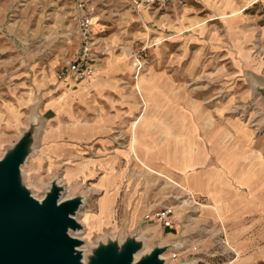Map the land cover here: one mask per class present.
I'll list each match as a JSON object with an SVG mask.
<instances>
[{"label": "rangeland", "instance_id": "1", "mask_svg": "<svg viewBox=\"0 0 264 264\" xmlns=\"http://www.w3.org/2000/svg\"><path fill=\"white\" fill-rule=\"evenodd\" d=\"M238 1L242 5L252 2ZM81 2L94 7L93 33L108 46L107 57L120 58L123 65L116 67L111 75L105 74V86L89 91L88 100L75 102L68 109L75 113V118L83 120L121 114L124 120L127 119V125L120 128L117 125L112 130V147L116 150L129 148L132 153L133 131L129 135V128L136 116L125 109L135 106V100L137 106H146V102L147 106H152L157 102L156 96L143 87V83L138 84V77L143 79L141 74L152 67L153 50L161 41L154 38L156 32L147 28L143 21L141 27L146 29L145 32H141L140 26L136 30L132 27L137 20L134 14H138L132 0H0V159L24 133L35 132V149L22 166V181L39 199L45 196L53 179L64 184V199L84 196L77 220L85 229L82 227L73 233L86 241L81 247L84 256L91 246L112 242L121 245L137 234L146 251L166 241L185 240V247L176 251L171 249L162 255L172 258L168 264L182 260H192L193 264H215L223 257L219 253L226 249L220 242L223 224L206 218L204 200L193 191L140 165L133 153V158L129 155L123 160L115 158L111 168L124 172L123 181L116 205L108 212L109 220L104 222L99 216L100 201L106 192L100 187V181L108 172L105 161L109 153L95 148L85 152L80 149L79 157L65 159L44 155L46 128L54 121L46 119L44 110L69 91L58 75L77 50L76 28ZM259 22L263 23V19ZM216 29L224 31L222 26H216ZM261 29V32L255 31L252 41L238 38L236 71L234 66L226 68L221 64L216 47L204 49L202 55L192 50L181 62V57L177 56L168 97L171 106H204L208 114L213 115L212 122L216 126L225 127L229 118L239 120L252 130L253 149L264 158V28ZM241 34L244 35L243 29L239 28V37ZM108 59L102 60L97 72L103 71ZM137 59L143 64L140 73H137ZM195 60L198 61L193 63ZM124 62L130 65L131 71ZM221 70H224L223 75H220ZM166 98L164 96V101ZM90 106L94 109L89 110ZM55 107L59 114L57 119L67 114L64 106ZM231 139L232 136L225 138L223 135V145H231ZM85 156L94 162V173L80 177L69 175L72 166L87 160ZM189 192L199 205L189 198ZM163 205L175 206V225L182 233L180 236L166 238L165 229L161 233L155 222L144 217L145 208L160 209ZM215 251L219 253L215 254ZM140 254L136 253V258Z\"/></svg>", "mask_w": 264, "mask_h": 264}, {"label": "crops", "instance_id": "2", "mask_svg": "<svg viewBox=\"0 0 264 264\" xmlns=\"http://www.w3.org/2000/svg\"><path fill=\"white\" fill-rule=\"evenodd\" d=\"M137 11L132 27L136 30L143 21L156 32L154 38L161 41L153 50L152 67L141 74L144 81L142 76H137L138 84L143 83L157 102L152 106H147V102L146 106H137L135 100V106L125 109L136 116L129 128V135L133 131L132 153L140 165L188 188L204 200L203 214L209 221L223 224L229 245L237 254L230 264H264V158L253 149L252 130L234 118H229L225 127L216 126L212 122L213 115L208 114L204 106H171L168 97L177 56L181 57V62L192 50L202 55L204 49L216 47L221 64L237 70L238 38L252 41L256 30L263 31L264 0H252L247 5L238 0H186L184 5H171L166 10L142 6ZM259 19H263V23ZM216 26H222L224 31ZM239 28L244 33L241 37ZM145 30L142 28L141 32ZM107 56L103 58L109 59L102 72L95 71L77 83L62 79L69 91L44 110L46 119L54 121L46 128L43 139V153L50 158L79 157L80 149L85 152L101 148L109 153L105 161L108 172L100 181V187L106 192L100 201L99 217L104 222L109 220L108 212L116 205L124 175L123 171H113L111 162L115 158L123 160L127 155L133 158L129 148L112 147V130L117 125L126 126L127 119L121 114L77 119L68 106L88 100L89 91L105 86L104 75H111L116 67L123 65L120 58ZM124 63L131 71L130 65ZM164 96H167L166 101ZM55 106H64L67 114L57 119ZM92 109L94 107L90 106L89 110ZM223 135L232 136L233 143L224 146ZM85 158L86 161L72 166L68 174L77 177L93 174L94 162L89 156ZM156 210L158 208H145L143 215L146 217ZM156 226L161 233L166 230L168 239L182 234L175 224L156 223Z\"/></svg>", "mask_w": 264, "mask_h": 264}, {"label": "water", "instance_id": "3", "mask_svg": "<svg viewBox=\"0 0 264 264\" xmlns=\"http://www.w3.org/2000/svg\"><path fill=\"white\" fill-rule=\"evenodd\" d=\"M34 149L35 132L29 131L0 159V264H168L162 255L184 244L178 238L146 251L135 234L121 245L91 246L84 256L86 241L73 234L83 227L77 214L84 196L64 199V184L53 179L45 196L35 197L22 181V166Z\"/></svg>", "mask_w": 264, "mask_h": 264}, {"label": "built area", "instance_id": "4", "mask_svg": "<svg viewBox=\"0 0 264 264\" xmlns=\"http://www.w3.org/2000/svg\"><path fill=\"white\" fill-rule=\"evenodd\" d=\"M133 6L136 9L142 6H147L152 9H167L171 5H184L186 0H132ZM80 15L77 22L76 35L78 38V46L74 56L68 60L67 64L60 69L59 77L61 79H68L71 82H79L82 79L90 76L94 73L97 67L101 64L103 58L108 54V46L105 43L100 42L93 33V13L94 7L87 6L83 2L80 4ZM137 73H140V69L143 64L140 59H137ZM189 198L195 200V203L199 205V202L195 199L193 193H188ZM149 221L161 223L164 225L171 226L176 223V210L174 205H163L160 209L151 212L146 216ZM221 238L220 242L225 245L226 249L222 252L220 259L215 264H230L232 260L236 258L235 250L229 245L226 240L225 231L223 228L220 229ZM178 249L179 250L186 245V241ZM169 258V262L172 258ZM168 262V263H169ZM212 264V263H208Z\"/></svg>", "mask_w": 264, "mask_h": 264}, {"label": "bare ground", "instance_id": "5", "mask_svg": "<svg viewBox=\"0 0 264 264\" xmlns=\"http://www.w3.org/2000/svg\"><path fill=\"white\" fill-rule=\"evenodd\" d=\"M134 142L132 141V143H131V146H133L134 144H133ZM134 148V147H133ZM136 148V147H135ZM132 151V150H131ZM134 151V150H133ZM152 169V168H151ZM84 229H85V227H83ZM82 228V229H83ZM84 251V250H83ZM135 258H136V255H135Z\"/></svg>", "mask_w": 264, "mask_h": 264}]
</instances>
